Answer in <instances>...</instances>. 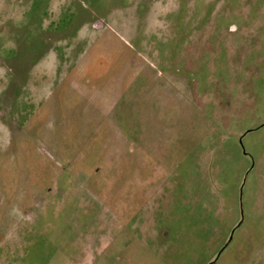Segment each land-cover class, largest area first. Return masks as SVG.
<instances>
[{
    "label": "rangeland",
    "instance_id": "obj_1",
    "mask_svg": "<svg viewBox=\"0 0 264 264\" xmlns=\"http://www.w3.org/2000/svg\"><path fill=\"white\" fill-rule=\"evenodd\" d=\"M0 264H264V0H0Z\"/></svg>",
    "mask_w": 264,
    "mask_h": 264
}]
</instances>
